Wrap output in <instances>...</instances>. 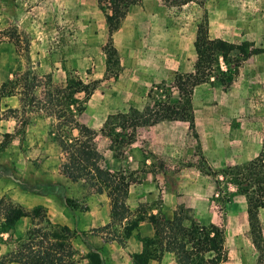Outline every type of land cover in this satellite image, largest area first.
<instances>
[{"label": "rangeland", "instance_id": "rangeland-1", "mask_svg": "<svg viewBox=\"0 0 264 264\" xmlns=\"http://www.w3.org/2000/svg\"><path fill=\"white\" fill-rule=\"evenodd\" d=\"M97 4L96 0H0V33L9 37L5 42L10 44L11 53L13 49L16 52V57L12 55L6 60L0 57L1 68L7 63L10 67L15 64L10 86L14 87L15 92H22L25 82L22 78L26 73H29V80L33 75L36 76L33 90L36 96L42 94L45 75H50L52 84L58 86L71 77L86 83L96 81L95 91L86 100L84 112L78 116L79 122L95 131H99L109 114L126 112L130 107L137 110L145 108L147 94L155 85L165 84L168 87L166 92L176 97V92L169 84L173 82L175 74L192 71L195 60L193 42L197 25L202 21L206 20L211 37L222 36L232 43L248 41L264 49V0H195L183 6H168L163 0H140L128 10L127 18L121 22L118 39L114 42L112 38L118 66L111 65L110 70H106L104 49L108 35L104 13ZM3 48L0 47V54L8 55ZM210 81L200 86L193 97V111L196 110L199 116L204 117L207 112H218L222 117L218 127L222 136L207 140L209 149H205L206 154L199 140L189 137L181 144L178 162L170 169L139 137L141 127L136 130V146L132 148L131 145H125L116 150L120 153L117 158L109 148V138L98 133L95 139L96 148L102 155V167L115 172L133 171L138 182L131 186L143 183L145 192L153 186L156 188L150 202L141 201L133 208L128 205L132 219L138 215L144 218L139 223L140 228L137 226L131 233L128 253L135 250L136 244L141 245L140 237L151 229L147 217L152 214V208H158L161 203L162 184L156 178L160 172L164 173L166 179H170L171 175H179L177 186L180 195L195 209L189 208L187 212L192 220L201 224L214 223L223 230L227 228L231 235V225H235V222L239 232L241 230L238 215H229L232 204L240 205L236 195L241 194L234 185L222 179L220 171L224 168L218 170L211 164L217 165L219 160H223L221 158L224 161L228 158L230 153L226 148L227 142L218 138H226L228 134L235 133L237 128L250 144L246 145L243 154L233 151L232 155H241L239 160H250L257 152V144L261 148L263 146L264 51L243 62L230 87L224 88L213 79ZM80 100H84L82 95ZM14 113L10 110L2 112L4 116H16L19 122L16 134L22 135L21 140H24V131L20 121L44 116L43 124H40L43 129L38 140L28 143L22 141L18 144L19 149L16 146L15 150L0 147V198L6 197L15 202L19 200L18 192L42 195L32 189L52 185L59 187L52 194L50 202L58 204V211L51 214L54 222L57 220V223L70 224L74 228L79 221L75 213L87 210L91 211L92 217L103 220L106 215L104 207L110 205L104 193L101 197L93 198L90 210L84 198L96 193L82 180L71 182L62 178V182L53 183L44 181L40 176H48L47 172L59 168L63 160L54 141V118L48 117L38 108L27 106L22 109L21 105ZM200 124L204 131L208 130V120L202 118ZM67 132L69 136L76 134L75 131ZM181 132L180 136L183 135ZM215 146L220 147L218 152L215 149L213 151ZM131 167L137 168L134 170ZM202 168L210 170L211 174L202 172ZM147 177L150 178L146 181ZM220 180L222 182H216ZM66 199L72 200L75 208L66 205L63 209ZM114 228L121 230L120 227H112L110 230ZM261 231L264 247V226ZM2 237L7 239L5 234ZM249 237V230L248 235L244 231L240 233L241 246L238 249L229 244L230 259L257 258L258 252L249 242ZM73 243L78 253V262L86 259V245H90L88 237L77 238ZM121 246L125 247V244ZM119 253L125 255V250H119Z\"/></svg>", "mask_w": 264, "mask_h": 264}, {"label": "trees", "instance_id": "trees-1", "mask_svg": "<svg viewBox=\"0 0 264 264\" xmlns=\"http://www.w3.org/2000/svg\"><path fill=\"white\" fill-rule=\"evenodd\" d=\"M99 9L104 13L108 32L105 44L106 70L111 65L118 66L116 49L112 44V35L118 30L128 9L140 0H96ZM168 6H183L195 0H163ZM9 37L0 33V42ZM11 38V37H10ZM195 61L193 70L188 73H177L169 87L176 92V97L166 92V85L153 86L147 94L145 108L137 110L130 107L126 112L109 114L99 131H95L79 122L78 116L85 110L86 100L96 89V81L84 82L79 78H68L63 85H53L50 75H45L41 96L33 93L36 76L28 79L24 74L22 92H15L10 86L12 81L3 84L0 96L19 94L22 109L28 107L40 109L48 117L55 120L54 141L59 147L63 160L59 166L61 174L71 182L82 180L97 194H105L109 199L110 220L101 227L90 230L92 234H104L105 240H115L121 245L131 235L138 224L144 221L142 216L131 218L126 205L129 187L138 182L134 172L124 170L111 171L102 167V155L95 145L98 133L109 138L110 149L114 157H119L116 150L131 145L136 140V130L140 127L152 126L162 121H179L187 123L188 131L194 139L197 134L194 126L192 94L194 89L211 79L218 81L224 88L230 86L241 64L251 56L264 51L253 43L241 41L232 43L224 39L211 38L208 35L207 22L197 25L193 42ZM84 99L83 102L80 97ZM28 100V101H27ZM16 110H10L14 113ZM29 119L20 121L25 127ZM65 131H75V135H67ZM67 132V133H68ZM16 133H18L16 131ZM10 135H4V145ZM116 151V152H115ZM202 172L211 174L210 170ZM214 174V173H213ZM227 184L234 185L239 194L246 199L247 220L251 240L258 252L255 264H264V247L262 231L258 219V211L264 208V143L259 154L244 164L227 166L220 171ZM216 177V175H215ZM216 182H222L216 181ZM59 187L52 185L37 186L35 192L53 194ZM68 207L75 208L74 202L65 200ZM188 208L176 207L172 215L150 214L148 223L152 226L151 237H140L142 249L131 255L133 264H148L149 260L160 261L165 252L172 253L177 264H223L227 255L224 248L223 229L215 224H201L191 219ZM30 220V226L22 235H16V225L23 219ZM112 227L116 228L113 231ZM5 234L7 239H3ZM75 228L52 223L42 206L26 209L6 197L0 198V247L7 251L0 254V264L11 262L19 264H76L77 252L73 240L84 236ZM89 264H103L102 258L95 249L86 254Z\"/></svg>", "mask_w": 264, "mask_h": 264}, {"label": "crops", "instance_id": "crops-1", "mask_svg": "<svg viewBox=\"0 0 264 264\" xmlns=\"http://www.w3.org/2000/svg\"><path fill=\"white\" fill-rule=\"evenodd\" d=\"M96 3H97V1H96ZM97 6H98V4H97ZM133 7H135V5L130 6L129 9H131ZM126 18H127V16H125V18L122 20V22ZM104 21H105V17H104ZM105 25H106V23H105ZM106 29H107V27H106ZM120 29L116 30L112 35L114 42L119 37L118 34H119ZM107 35H108V32H107ZM208 35H209V33H208ZM211 38H219V39L226 40L222 36H215V37H211ZM5 40H8V38H5L3 41L0 42V47L3 46L4 47L3 49L8 52V55L0 54V57L2 56L3 60L10 58L12 55L14 57H16L15 49H13V51L11 53L10 44L5 42ZM127 44L130 45V42H127ZM129 49H131V48H129ZM30 54H31V49H30ZM242 64H241V66H242ZM14 68H15V64H13L10 67L9 63H7L4 68L0 67V88L3 84H6V83L12 81V77H13L12 71H14ZM53 76L55 78V74H53ZM204 84H207V83H204ZM204 84L197 86L193 91V94H192V108H193V110H194L193 97L195 95V92L198 88H200V86H202ZM214 84L221 86L218 83H214ZM231 84H230V86H231ZM20 105H21L20 96L17 93H14V94L9 95V96H0V147H4L3 149H7L8 147H11L12 148L11 150H15V146H16V149H19L18 144H20V142L23 141V142L28 143L29 141H32L34 139L38 140L39 136H41V134H42L43 126H41V125L43 124V121H44L43 117L44 116H42L41 118L37 117V118H32L29 120L30 122L27 125H25V127L23 128L24 140H21V136H22L21 134H16V131L19 127V122H18L16 116H13L11 114L4 116L2 114V112L4 110H16L17 111V110H19ZM193 114H194V126H195V131L197 134V139L199 140V142L201 144V148H204V154H206L205 149H209L207 147V143H208L207 140L215 139V138H217V136L218 137L222 136L221 130L218 129V127L221 125L219 120L222 117L218 112H207V113H205L204 117L199 116L197 114L196 110L193 111ZM202 118H205L206 120H208L209 126H208L207 131L206 130L204 131L201 128L202 126L200 124V120ZM179 131H182L181 132V133H183L182 136H180ZM6 134L10 135V138L5 143L6 145L5 144L2 145V142L4 141V135H6ZM139 137L143 138L144 141H146V145H148L149 150L153 154L158 156V158H160L164 162L165 166L170 168V169H172L175 166V164L178 162L177 161L178 160L177 155H178V153L182 147L181 144H183V142L185 140H188L189 137L194 139L191 136L190 132L188 131L187 123L179 122V121H162V122H159V123L152 125V126L141 127L139 130ZM218 140H225L227 142L228 146H226V148L229 150L228 153H230V154H228V158L225 161H224V158H221L223 160H219L217 165L214 163H212V164L210 163L212 166L217 167L218 170H220L222 168H226L227 166H230V165L242 164V163H245L247 161H250L251 159L255 158L259 154L260 150L262 149L261 145L258 143L257 147H256L257 152H256L255 156L252 157L250 160H247L244 162V160H239L241 155H239V156L238 155L237 156L232 155L234 150H236L237 153L243 154L246 145L249 144V141H245L242 131H240L237 128L235 133L228 134V136L226 138H224V137L218 138ZM205 143H206V145H205ZM217 143L219 144V142H217ZM136 144H137L136 141L133 142L131 144V147L132 148L135 147ZM212 149H213V151L215 149L218 152V150H220V147L215 146V148L213 147ZM220 155H222V154H219V156ZM131 168L135 170V168H137V167H131ZM47 174H48V176H44L46 174L40 175V176H42L43 180L47 181V182H53V183H55L56 181L62 182V178H66L61 174L59 168L53 170L52 172H47ZM166 174H168V173H166ZM169 174H171V172ZM177 176H179V175L178 174L171 175L170 179L169 178L166 179L164 177L163 172H160V174H156V178L159 180L160 184H162L161 185V189H162L161 190V203H160L158 208H152V210H151L152 214L160 213V215H164V217H169L172 215L173 211L179 205H182L188 209L189 208L194 209L193 205L188 200H186L185 197L180 195V189L177 186V182H178ZM149 178L150 177H147L146 181ZM0 189H1V187H0ZM155 189L156 188L153 186L151 189L149 188L147 190V192H145L143 183L138 184V186H136V187L130 186L129 190H128V197L126 200L127 201V203H126L127 207H128V205L130 206V208L137 207L138 203L141 201L142 202L143 201H149L150 202L153 198V194H154ZM33 192H35V191H33ZM133 193L135 194L134 198L132 196ZM41 194L42 195H38V193L32 194V193H27V192L21 191V192H18V195H19L18 199L19 200L15 201L14 203H18V204L22 205L23 207H25L26 209H32L35 206H42L46 210V214H47L48 219L52 223H57L58 222L57 220H55L56 222L53 221L54 219L51 216V214L54 211H58V204L57 205H56V203L50 204V202L53 198L52 194H50L51 196L49 194H45V193H41ZM101 196H102V194L96 193V194H90L84 198V200L87 202L90 210L92 209L93 198L95 199V198H98ZM147 197H148V200H146ZM236 197L240 199V201H239L240 205L239 204L234 205L235 203L232 204V206H231L232 209H230L229 215L230 216H232V214L238 215V218H239L240 223H241V228H240L241 230L239 232V229L237 227L238 224L236 222H235V225H231L232 235L229 233V231H227V228L225 230H223V232H224V248L226 250V255H227L226 261L223 264H255L258 256L256 259H241V258L230 259L231 252L228 248L229 244H232L235 247L234 249H238L241 246L240 233H242L244 231L248 235V230H249V224H248V220H247L246 199L243 195L242 196L236 195ZM107 200L109 201L108 198H107ZM59 206H60V204H59ZM64 207L66 208V204H63V209H64ZM104 210L106 212V215L103 218V220H101V221H99L98 217H97L98 219H96L95 217H92V214L90 213L91 211H89V210L82 212V213L76 212L75 214H77L79 221H77L75 223V226H73V227L75 229L79 230L80 232L85 233L84 236H81V237H82V239L85 237H88V242L90 243V245H86L87 251H89L90 248L97 250L100 257L102 258L103 264H133V261L131 259V255L134 253H139L142 249V245H140V243L136 244L135 250L128 253V247L127 246H129V244L131 243L130 240L132 239V235H130L125 240V243H124L125 247H124V246L119 245L115 240L106 241L104 234H103L104 236H102L101 234H92L90 232L91 228L101 227V226H103L109 222V220H110V216H109L110 205L108 206V204H107L106 207H104ZM258 219H259L260 227L262 230V227L264 226V208H261L258 211ZM57 224H60V223H57ZM212 224H214V223H212ZM61 225H67L70 228H72V225H70V224H64L63 223ZM29 226H30V220L28 218L21 219L16 225V230H15L16 235H22L27 230V228ZM140 226L141 225L139 224L138 228H140ZM249 234H250V230H249ZM152 235H153V229L151 226L150 231H146V233L142 237H151ZM262 236H263V233H262ZM81 237H77V238H81ZM73 241H75V239ZM250 241H251L252 246L254 247L252 240H251V235L249 237V242ZM73 247L75 249L74 243H73ZM1 248H0V254L5 253V251L7 249L6 246L3 245V247H1ZM254 249L256 250L255 247H254ZM119 250H121L122 252H124V250H125V255H124V253H122V254L119 253ZM126 250H127V252H126ZM77 255H78V253H77ZM77 255H76V257H77ZM75 260H76V264H89L87 259H82V260H80V262H78L77 259H75ZM170 263L177 264L174 255L172 253H169V252H165L160 261H157V260H149L148 261V264H170ZM7 264H19V263L11 262V263H7Z\"/></svg>", "mask_w": 264, "mask_h": 264}]
</instances>
